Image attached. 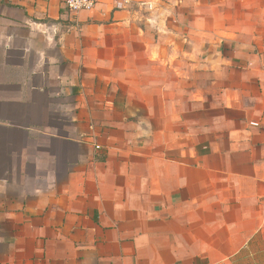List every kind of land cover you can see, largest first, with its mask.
Listing matches in <instances>:
<instances>
[{
  "label": "crops",
  "instance_id": "0c3cea01",
  "mask_svg": "<svg viewBox=\"0 0 264 264\" xmlns=\"http://www.w3.org/2000/svg\"><path fill=\"white\" fill-rule=\"evenodd\" d=\"M156 1L71 15L61 0H0V264H242L264 234V9L214 28L210 3ZM230 64L249 89L227 150L186 151L178 132L172 153L148 150L150 112L194 109L182 96L197 70Z\"/></svg>",
  "mask_w": 264,
  "mask_h": 264
},
{
  "label": "rangeland",
  "instance_id": "374dc122",
  "mask_svg": "<svg viewBox=\"0 0 264 264\" xmlns=\"http://www.w3.org/2000/svg\"><path fill=\"white\" fill-rule=\"evenodd\" d=\"M147 4H152L153 8L149 9L148 6L145 7L142 12L152 11L158 1L156 0H147L143 1ZM208 3L214 8V14L219 13L218 17H213L209 20L210 24L215 28L216 26L220 27L222 24L227 25L230 28L236 29L243 23H251L253 21L252 16L255 11L258 9H264V0H195L193 3L197 8H204ZM140 16V15H136ZM131 38L132 36L129 35ZM136 34H133V38H136ZM141 47L136 46V49L140 50ZM229 49V56H234L236 51ZM133 54H139L138 51L133 50ZM228 54H226L228 56ZM135 57V56H134ZM226 65V64H225ZM140 64H137L139 67ZM146 71L159 72L163 73L165 68H160L154 64H142ZM137 70V69H136ZM228 72L225 75L219 74V76L213 75L212 78H206L207 75L203 74L200 69L197 70V77L194 80L196 94L191 96L185 95L182 96L183 103H189L190 99L192 102L197 104V107L190 109V111H174V110H154L150 112V119L152 121L151 125L146 124V129L149 131L150 139L148 150L150 147H157L158 150L165 149L169 153H172L173 148L176 146L173 143V133L178 132L181 134L182 144L186 141L187 146H183L186 151L188 149H195L196 151L201 150L207 152L209 148L203 149V146L210 145L211 142L217 140V149L227 150L229 140L228 132L230 130L237 129L239 126H244L241 122L244 118L243 112L236 109L237 101L234 99L236 96L237 89L246 88L249 89V84H245L242 78L237 73L234 65H228ZM177 80L176 77L173 78L166 72V78H163L165 85H173V81ZM156 82L155 78H144V79H134V86H140L141 84L145 86H152ZM182 87H188L190 84L188 82L182 83ZM117 94L118 96L125 94L126 87L125 78H117ZM133 87L135 90H137ZM192 87V85H191ZM227 92L229 100L225 97H222V93ZM227 97V96H226ZM157 96L151 100L156 102ZM227 104H230L231 107H225ZM133 116L135 118L141 117L143 112L140 109H133L132 111L127 112V115ZM187 116L191 115L194 119V122L191 126L184 121L179 120L178 116ZM208 115H212L211 120H206ZM159 120V121H158ZM173 121L176 125H173ZM229 129L227 128V125ZM253 126V124H250ZM132 130L141 131L142 126L130 127ZM218 138V139H217ZM250 148L248 150H251ZM178 150V149H176ZM251 210V209H250ZM262 222L261 224H263ZM264 226V225H263ZM259 250V252H258ZM242 264H264V234L260 235L256 239L255 243L250 245L248 251H246L244 258L242 259Z\"/></svg>",
  "mask_w": 264,
  "mask_h": 264
},
{
  "label": "built area",
  "instance_id": "2783aa9c",
  "mask_svg": "<svg viewBox=\"0 0 264 264\" xmlns=\"http://www.w3.org/2000/svg\"><path fill=\"white\" fill-rule=\"evenodd\" d=\"M61 2L64 9L71 15L94 11L101 4L110 5L114 11L138 12L147 6L149 9L153 8L152 4L139 0H61Z\"/></svg>",
  "mask_w": 264,
  "mask_h": 264
}]
</instances>
